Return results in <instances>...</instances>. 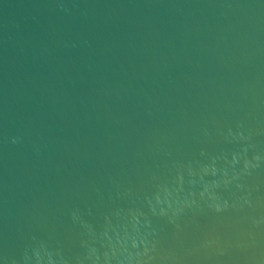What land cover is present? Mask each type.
<instances>
[{
    "label": "water",
    "instance_id": "95a60500",
    "mask_svg": "<svg viewBox=\"0 0 264 264\" xmlns=\"http://www.w3.org/2000/svg\"><path fill=\"white\" fill-rule=\"evenodd\" d=\"M0 264H264V0H0Z\"/></svg>",
    "mask_w": 264,
    "mask_h": 264
}]
</instances>
